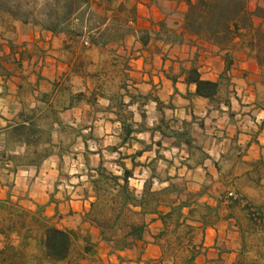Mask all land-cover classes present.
<instances>
[{
	"label": "trees",
	"instance_id": "obj_1",
	"mask_svg": "<svg viewBox=\"0 0 264 264\" xmlns=\"http://www.w3.org/2000/svg\"><path fill=\"white\" fill-rule=\"evenodd\" d=\"M252 1L183 0L186 8L180 25L181 32L176 29L180 23L170 26L167 20L157 24V32H136L137 6H128L129 0H46L44 3H40V0H0V76L9 79L24 69L25 53L21 52L18 58L14 40L5 33L15 35L18 24L37 27L51 33L62 42L66 51L76 55L72 63L74 73L86 78L88 75L94 85L89 94H75L62 102L61 107L69 110L88 104L94 113H98L99 101L108 100L110 104L105 110L113 111L116 117L114 122L121 125L119 143L106 150L112 157H117L115 164L118 169L110 170L103 150L90 148V142H96L93 133L85 135L84 129L65 124L54 110L46 108L50 104L51 94L39 92L36 95L31 83L25 86L27 76L22 74L18 98L24 108L0 132V164L10 167L13 173L24 168H39L53 156L62 159L81 139L87 178L93 192V202L83 220L96 231L100 242L109 247L111 254L118 255L122 261L120 254L136 249L140 242L162 246V243L168 242L171 234L176 235L175 239L179 242L181 229L186 228L184 235L188 237L190 255L184 263L179 264H196L198 250L194 244L193 226L189 223L212 225L217 219L219 206L226 199L230 209L243 203L242 199L235 200L229 198V194H223L214 208L201 202L204 197L210 196V184L194 193L189 190L184 178L169 173L173 161L166 159L164 150L185 147L187 160L195 159L197 164H203L208 159L199 143L204 122L195 116L190 122L167 118L163 109L170 105L165 106L157 100L158 106L162 105L161 116L156 125L150 126L144 110L148 97L132 93L127 78L116 91L107 92V71L85 74L84 55L91 49L108 50L114 65L125 61V72L128 68L126 49L119 51L126 47L128 38L137 35L140 42L147 46L151 35H154L156 41L180 46L212 45L224 56L229 69L234 64V52L245 51L264 71V0H255L254 6ZM77 44H80L82 53H76ZM5 47L9 48V54ZM101 73H104L103 76ZM180 76L184 77L188 86L196 87L195 97L209 101L217 109H221L222 105L231 107L232 92L224 93L221 82L204 79L196 59L191 66H182ZM41 78L39 75L38 80ZM170 78L175 81L173 76ZM30 96L36 97L35 108L27 106ZM131 107H138L140 122L136 120ZM142 134H148L150 139L141 140L139 136ZM156 136L160 138L156 140ZM69 138L71 140L67 142ZM136 145L139 146L137 149ZM124 149L127 152H123ZM130 150L134 151L129 153ZM152 152H155V157L142 163L141 159ZM196 155L199 156L195 158ZM97 156L99 159L94 160ZM161 161L168 163L163 172L159 167ZM138 169L141 174H148L142 190L131 185ZM201 208L205 212L197 218V211ZM245 208L255 223H262L263 217L257 210L248 204ZM157 222L162 224V230L153 234L150 227ZM15 225L0 226V240H10L12 235L20 238ZM37 225L41 231L43 261L48 264H81L97 254L98 244L90 231L80 234L76 230L60 229L41 222ZM22 227H26L24 222ZM25 239L22 238L18 246L7 243L1 247L0 264H25ZM165 247L169 248V245ZM164 256H167V249ZM250 264L261 263L257 259Z\"/></svg>",
	"mask_w": 264,
	"mask_h": 264
},
{
	"label": "crops",
	"instance_id": "obj_2",
	"mask_svg": "<svg viewBox=\"0 0 264 264\" xmlns=\"http://www.w3.org/2000/svg\"><path fill=\"white\" fill-rule=\"evenodd\" d=\"M178 1L175 8L178 6ZM163 20L168 21V17L163 14L160 8L150 4L145 9L141 6L138 16H136V32L144 30L157 32V24ZM178 23L180 24L176 29L181 32V22ZM12 39L17 46L16 56L19 58L21 52L25 53L24 69L22 72L17 71L9 79L0 76V132L24 108L18 98V86L23 74L27 76L25 86L31 83L36 95L39 92L51 94L50 104L46 108L54 110L65 124L75 129H84L83 134L85 135L90 132L94 133L93 125L96 123L86 122L89 113L87 110L91 108L88 104H82L69 110H64L60 105L63 95L68 94V100L78 93L89 94L93 88L89 86L85 76L74 73L72 64L51 63L49 55L52 52L50 50L58 39L37 27H23L20 24L17 25V32ZM200 45L204 47L180 46L156 41L154 35H151L149 44L144 46L136 35L129 37L126 47H123L119 52L126 49L128 68L125 72L128 75L131 92L147 96L149 99L144 110L147 113L150 126L156 125L161 116L162 105L158 106L157 100L164 103L165 106L170 105L163 109L167 118L190 122L195 116L204 122V129H200L202 140L200 146L208 159L204 160L203 164H197L196 161L191 164L192 160H187L188 153L185 147L167 151L165 154L169 157V161H173L169 169L170 175L184 178L189 190L194 193L199 192L207 183L210 184V196L204 197L201 202L214 208L218 204L217 199L231 191L237 193L245 201L238 207L230 209L228 199L225 200L219 206L217 219L212 225L204 226L200 222L189 223L193 226L194 234L195 231H200L202 235V241L197 246L196 264L252 263L246 259L250 254V242L248 241L250 234L259 236L258 247H256L259 254L256 258L259 263L264 264L262 261L264 258V95L261 94V91L264 90V77H262L264 71L257 61L249 57L245 51L234 52V64L229 69L224 56L218 53L214 46ZM5 51L7 54L10 52L8 47H5ZM195 59L204 79L221 82L223 90L225 86L231 84L229 90L232 92L231 107L222 105L221 109H217L209 101L194 96L196 87L188 86L184 77L180 76V72L182 66H191ZM39 75L42 76L40 80H38ZM170 76H173L175 81ZM72 78L81 81L79 89L74 92L69 86V80ZM27 101V106L36 107L35 96H30ZM101 104L103 109L94 113V119L95 122H98L103 118L101 130L104 133L99 145L103 143L106 151L110 146L119 143L118 135L121 125L114 122L116 117L113 111L105 110L110 102L101 99L99 105ZM130 110L135 113L136 120L140 122L138 107H131ZM77 114L80 115V118H77ZM139 138L148 141L150 136L142 134ZM159 138L156 136V140ZM109 139L114 144L106 145V140ZM73 147L76 151H80V155L76 156L84 169L77 180L64 181V178L70 179L71 177L67 178L61 169L60 164L65 156L62 159L53 156L39 168H24V171L18 170L17 173H14L16 182L21 178L30 182L28 177H32L30 175L32 170L41 174L43 167L50 162L58 163V165L51 166L54 169L50 171L53 173L52 177H49L53 182L52 186L48 185V188L53 187L54 190L50 191L48 195L44 193L33 196L38 198L39 205L46 208L44 214L50 221V225L60 229L76 230L83 234L91 232L98 244L97 254L93 259L87 260L83 264H93L94 258L99 257L109 258L114 264H148L155 258H163L164 252L161 245L140 242L136 249L120 254L121 258L133 261L132 263H123V260H117L118 255L111 254L106 244L100 242L96 231L83 220L93 202V192L84 164L82 140L78 139ZM137 147L136 145L135 149ZM99 149L102 150L101 145ZM97 157L99 158V156ZM154 157L155 152L147 153L141 162L144 163ZM0 166L4 165L0 164ZM167 167L168 165L166 169ZM147 175V173L141 174L138 169L136 179L131 181V185L142 190ZM46 177L44 176L42 179L46 180ZM133 182L140 183V185H135ZM62 183L66 188L74 191V194H77L75 196L77 200L67 201L66 198H60L59 203L53 202V200L59 201L56 200L58 198L54 194L56 190L60 189ZM4 195L0 194L1 203H5L7 199ZM246 204L261 214L263 217L261 224H257L251 219L250 213L245 208ZM33 209L36 210V208ZM236 210H240L243 217L247 219V226L236 217ZM150 230L153 234H158L162 230V224L157 222L150 227Z\"/></svg>",
	"mask_w": 264,
	"mask_h": 264
},
{
	"label": "rangeland",
	"instance_id": "obj_3",
	"mask_svg": "<svg viewBox=\"0 0 264 264\" xmlns=\"http://www.w3.org/2000/svg\"><path fill=\"white\" fill-rule=\"evenodd\" d=\"M46 0H40V3H44ZM121 0H119L120 2ZM178 6L175 8V5L177 3V0H129L128 6H132L133 4H136L137 6V14L138 16V10L139 7L143 6L144 9L146 6L155 5L156 7L160 8L163 11V14L168 17V23L170 26H175L176 22H182L183 20V10H185V5L183 3V0L178 1ZM255 0L252 1V6H254ZM183 4V5H182ZM259 24V21H258ZM5 35L8 38H14L13 34L5 33ZM52 52L50 57V61L52 64H72L76 58V55H72L70 52L66 51L62 47V42L60 40H56L55 44L50 50ZM80 44L76 45V53H82L80 52ZM2 54V51L0 50V56ZM85 62H86V70L85 74H92L98 71L103 72V70L108 75L105 77V90L109 93H112L113 91H116L118 86L124 81L126 76H128L123 69V66L125 64V61H120L117 63V65H114L113 58L108 50H98V49H91L87 51L84 55ZM1 59V58H0ZM4 61V60H3ZM104 73H101L103 76ZM264 77V75H262ZM128 79V78H127ZM87 80L89 82V86L91 88H94V85L91 82V79L87 75ZM81 84L80 80H77L76 78H72V80H69V86L71 87L72 91H76L79 89V86ZM231 84L229 83L227 86L224 87V93L228 92L230 90ZM261 90H263L261 88ZM261 94L264 95V90L261 91ZM68 94H65L62 96V102L67 101ZM100 110L103 109V105H99ZM88 113V121L87 123H96L93 125V136L96 138V142L92 141L90 142V147L94 149H99V146L101 145L102 150L105 151L104 144L99 145V141L102 140V135L104 131L101 130L102 125L101 122L103 120L100 119V121L95 122L94 119V110L92 108H89ZM77 118H80V115L77 114ZM1 124V123H0ZM71 138L67 140V142H70ZM202 140H200L201 142ZM111 139L106 140V145L114 144ZM199 142V143H200ZM138 146V145H137ZM139 147V146H138ZM137 147V148H138ZM135 150V149H134ZM134 150L128 151L129 153H132ZM123 152H127V150H123ZM166 150L163 151V155L166 157L167 160H169ZM76 155H80V151H76L75 148H72V151L70 153L64 154L65 158L62 161L61 169L64 171L65 176L70 177V179L64 178V181L67 180H77V178L80 176L79 174L84 171V169L81 167V163L78 161V157ZM104 155L106 157V160L108 162L107 167L110 170H117L118 167L115 164V158L112 157L108 152H104ZM169 156V155H168ZM199 155H196L198 157ZM184 157V155H183ZM98 157H95L94 160H98ZM191 164L195 162V159H192L190 161ZM52 165H58L56 161L50 162L45 167H43L41 174H37L35 170H32L30 175L32 177H28V180H31L30 182L25 180V178H21L16 182V175L11 171L10 167L0 166V194H5L4 196L7 198L5 203L0 202V226L6 227L8 224L15 223V229L19 230L20 232V238H16L12 235V238L10 240H6L2 238L0 240V248L5 247V245L8 244H14L18 246L22 238H27L26 246H24V262L25 264H48L45 260L43 261V252H42V246L40 243V237H41V231L38 228V223L41 222L43 224L50 225V221L47 220L46 215L44 214L46 212V208L44 209L43 206L39 205L37 203L38 198H34L33 196L41 195V194H50V191H53L52 188H48V185L52 186V180L51 178L52 174L50 171L52 169ZM168 163L165 161H161L159 164L160 170L163 172L166 170V166ZM25 169H19V171H24ZM44 176L46 177V180H43L42 178ZM66 179V180H65ZM46 181V182H45ZM45 182V183H42ZM209 182V181H207ZM135 185H140V183L133 182ZM208 184V183H207ZM60 189L56 190L57 195L56 200L53 202H60V198H66L67 201H74L75 196L77 194H74V191H71V189L66 188L64 184H60ZM71 187V185H70ZM71 192V194H70ZM232 192V191H231ZM228 192L226 196L231 193ZM237 194V193H236ZM238 195V194H237ZM239 196V195H238ZM240 197V196H239ZM241 198V197H240ZM242 199V198H241ZM227 200V199H226ZM242 202L245 203V201L242 199ZM242 203V204H243ZM33 208H36L34 210ZM205 210L203 208L199 209L197 211V218L203 214ZM236 217L239 218L242 223L247 226V219L243 217L240 210L235 211ZM22 222L25 223L26 227H22ZM186 228L181 229V240L178 242V240L175 239L176 235H170V239H168L167 243H162V246L164 247V251L167 249V256H163V258H155L154 260L150 261V264H160L162 262L163 264H179L184 263L185 259L189 257L190 253L188 252L187 248V235L185 236ZM80 234H83L79 232ZM25 236V237H24ZM194 244L199 246V244L202 241V235L200 231H195L194 236ZM258 235L250 234L249 235V242H250V254L247 256V260L250 262L256 261L258 256ZM221 244V243H220ZM169 245V248L165 247ZM109 248V247H108ZM260 252V251H259ZM103 253V252H102ZM108 260V261H107ZM115 260V259H114ZM119 261V259H117ZM123 263H132V259H122ZM107 261V262H106ZM262 261H264V258H262ZM85 262V261H84ZM82 262L81 264H83ZM93 264H114V262H111L109 258H94Z\"/></svg>",
	"mask_w": 264,
	"mask_h": 264
},
{
	"label": "built area",
	"instance_id": "obj_4",
	"mask_svg": "<svg viewBox=\"0 0 264 264\" xmlns=\"http://www.w3.org/2000/svg\"><path fill=\"white\" fill-rule=\"evenodd\" d=\"M228 196H229V198H233V199H235V200L238 199V198L241 199V198H240L236 193H234V192L229 193Z\"/></svg>",
	"mask_w": 264,
	"mask_h": 264
}]
</instances>
